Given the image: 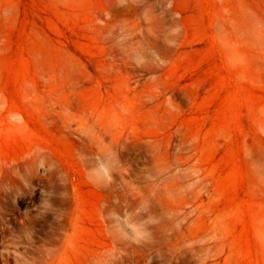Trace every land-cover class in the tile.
<instances>
[{
    "label": "rangeland",
    "instance_id": "obj_1",
    "mask_svg": "<svg viewBox=\"0 0 264 264\" xmlns=\"http://www.w3.org/2000/svg\"><path fill=\"white\" fill-rule=\"evenodd\" d=\"M264 0H0V264H264Z\"/></svg>",
    "mask_w": 264,
    "mask_h": 264
},
{
    "label": "bare ground",
    "instance_id": "obj_2",
    "mask_svg": "<svg viewBox=\"0 0 264 264\" xmlns=\"http://www.w3.org/2000/svg\"><path fill=\"white\" fill-rule=\"evenodd\" d=\"M264 164V163H263Z\"/></svg>",
    "mask_w": 264,
    "mask_h": 264
}]
</instances>
